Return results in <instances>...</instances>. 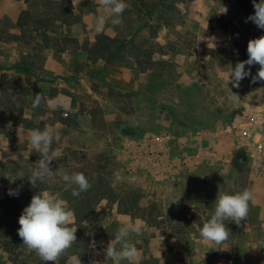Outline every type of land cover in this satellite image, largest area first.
Wrapping results in <instances>:
<instances>
[{
  "label": "rangeland",
  "instance_id": "obj_1",
  "mask_svg": "<svg viewBox=\"0 0 264 264\" xmlns=\"http://www.w3.org/2000/svg\"><path fill=\"white\" fill-rule=\"evenodd\" d=\"M125 3L120 25L108 22L104 31L154 48L157 63L144 73L87 60L82 49L94 43V21L91 30L84 23L88 36L78 44L64 39L73 18L62 14L61 5L77 20L103 15L99 5L0 0V69L8 72L15 66L26 76L0 82V213L10 189L43 187L66 199L73 186L62 175L82 172L89 189L109 186L121 194L131 189L141 207L157 204L164 215H175L171 227H179L172 232L148 226L103 200L96 206L101 216L91 236L80 239L76 231V241L55 263L70 264L76 255L81 264H105L104 249L117 229L133 225L137 230L129 238L139 250L136 264H264V248H255L264 239V213L253 200L240 224L225 221L230 230L226 241L217 245L199 236L218 192L254 189L264 200V136L259 128L264 80L253 81L259 65L251 67L239 87L225 75L229 66L247 60L248 42L264 35L246 22L254 14L252 0ZM24 4L27 13L21 16ZM18 16L24 28L16 36ZM13 82L29 91L16 94ZM230 91L240 100L233 102ZM36 94L63 103L50 108L42 100L33 108ZM35 128L54 136L49 155L56 175L32 185L40 153L30 147L25 133ZM71 209L74 227L76 212ZM15 255L18 263L0 248V264H44L23 243Z\"/></svg>",
  "mask_w": 264,
  "mask_h": 264
},
{
  "label": "clouds",
  "instance_id": "obj_2",
  "mask_svg": "<svg viewBox=\"0 0 264 264\" xmlns=\"http://www.w3.org/2000/svg\"><path fill=\"white\" fill-rule=\"evenodd\" d=\"M252 3L254 14L250 15L246 22L251 21L264 31V0H258V2L252 0ZM102 4L104 14L99 15L95 20L97 32H102L108 22L113 26L120 25L122 14L127 7L125 0H102ZM247 55V60L237 62L234 67L229 66V71L225 73L228 83L231 80L233 87H239L240 82L251 75V67L254 65H259V69L253 81L264 80V35L248 42ZM42 100H46L50 108L63 103L57 98H45L42 94H36L32 107H38ZM231 100L236 102L240 99L231 92ZM25 135L30 147L40 153V159L32 170L30 182L32 185H35L37 181L46 183L56 175V171L51 168L52 156L49 155L54 136L49 130L38 128L29 129ZM62 180L65 184L73 186L72 196L74 197H79L91 186L82 172L71 174L66 172L62 175ZM8 195L18 196L19 192L10 189ZM252 200L253 192L250 189L232 194L218 192L213 203L214 210L200 228V238L217 245L226 241L230 230L226 227L225 221L240 224L248 215ZM73 220L74 211L69 202L62 198L60 192L40 190L32 196L29 205L23 209L18 219L20 225L18 235L22 238L23 244L29 250H34L44 264H55L61 254L72 247L76 241L77 228L70 226ZM136 230L133 225H123L117 229L114 241L104 249L105 264L106 262L122 264L124 261L127 264H136L139 259V250L129 238L130 233ZM114 244H119L120 247L116 248ZM255 248H264V239L258 240ZM70 264H81L80 257L71 256Z\"/></svg>",
  "mask_w": 264,
  "mask_h": 264
},
{
  "label": "trees",
  "instance_id": "obj_3",
  "mask_svg": "<svg viewBox=\"0 0 264 264\" xmlns=\"http://www.w3.org/2000/svg\"><path fill=\"white\" fill-rule=\"evenodd\" d=\"M63 2L68 3L70 1L63 0ZM61 9L62 14H69L73 18L71 9H66L62 5ZM26 13L27 11L22 12L21 16ZM18 26L23 27L21 17ZM70 40L77 44L79 43L77 39ZM82 50L86 53L87 60L92 63L104 62L107 65L116 64L124 68L137 69L143 73L150 71L157 63L154 56L156 52L153 47L144 48L143 44L137 43L133 38L129 40L118 39L111 37L106 32L97 35L94 43H85ZM11 88L15 92L17 91L16 94L29 91L17 82H13ZM2 177V173H0V183ZM13 190L17 191V189ZM40 190L45 189L43 187H32V190L28 192L25 190L18 191V196L11 197L10 195H6L4 199L6 203L3 204L2 213H0V248L10 254L13 263L19 262L20 257L15 254L23 243L22 238L18 235L20 227L18 219L23 209L29 205L32 196ZM67 193L69 195L66 197V200L71 203V208L76 212L74 227L77 228L80 239L81 237L89 238L91 236V232H93L101 216L96 206L103 200L117 204L118 213L130 215L134 218H141L148 226L173 228L172 232L179 227V225L176 228L171 227L175 215H164L157 204L152 203L147 207H141L139 205V196L131 189L121 194L114 192L109 186H104L102 189H88L86 192L81 193L79 197L72 196V191H68ZM93 245L99 246L97 243ZM18 254L20 253L18 252ZM55 264H60V261Z\"/></svg>",
  "mask_w": 264,
  "mask_h": 264
},
{
  "label": "crops",
  "instance_id": "obj_4",
  "mask_svg": "<svg viewBox=\"0 0 264 264\" xmlns=\"http://www.w3.org/2000/svg\"><path fill=\"white\" fill-rule=\"evenodd\" d=\"M69 1L73 4V5L71 4L72 6H80V4L88 1L90 3V5H92V6L99 5L100 6L99 10L104 11L102 0H72V1L69 0ZM26 8H27L26 4L22 5L23 12H24V10H26ZM100 11H99V13H100ZM76 17H77L76 14H74L73 19H75V20L72 19L71 21H68V22L66 21L69 26L67 27L66 35H64L65 40L71 41L70 39H77L80 42L82 39H86L88 34L84 31V23L88 22L89 23V30H91V29H93L92 27H94L93 25L95 24V20L98 16H96L95 14H89L88 16H84L82 18L80 17V20H77ZM19 20H20V16L16 17V19L14 20V22L16 24V31H18L16 33L17 34L16 36L20 35L22 32V29L24 28V26L23 27L18 26ZM93 21H94V24L92 23ZM105 28H106V26H105ZM103 32H106V31H104V30L102 32L95 31L93 41H95L97 35H99L100 33H103ZM89 33H91V32H89ZM8 64H11L10 61L8 62ZM14 68H16V70L12 68V70H9L8 72L1 71L2 69H0V82L2 80H8L9 78L11 79L13 76H16L18 79L22 78L24 80V78L26 76H24V74L22 72H17L18 67L14 66ZM24 84L26 86H29L27 81H25ZM252 192H253V202L255 204H258L262 208V211L264 213V200L260 199V197H257L258 195L255 194L254 189ZM123 218H124V216L121 215L118 218V220H122Z\"/></svg>",
  "mask_w": 264,
  "mask_h": 264
},
{
  "label": "built area",
  "instance_id": "obj_5",
  "mask_svg": "<svg viewBox=\"0 0 264 264\" xmlns=\"http://www.w3.org/2000/svg\"><path fill=\"white\" fill-rule=\"evenodd\" d=\"M259 128L261 129L260 135L264 136V116L261 117V121L259 123Z\"/></svg>",
  "mask_w": 264,
  "mask_h": 264
}]
</instances>
